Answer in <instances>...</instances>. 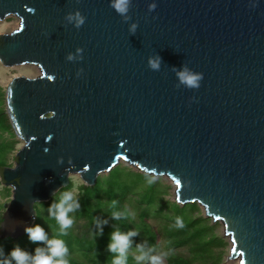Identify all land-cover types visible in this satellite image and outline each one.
<instances>
[{
    "label": "water",
    "instance_id": "water-1",
    "mask_svg": "<svg viewBox=\"0 0 264 264\" xmlns=\"http://www.w3.org/2000/svg\"><path fill=\"white\" fill-rule=\"evenodd\" d=\"M128 15L111 0H0V21L19 18L0 34V62L40 71L7 86L24 144L0 169L12 191L1 237L24 236L71 176L92 185L125 163L220 221L230 259L264 264V0H131ZM185 64L204 74L198 89L177 87Z\"/></svg>",
    "mask_w": 264,
    "mask_h": 264
},
{
    "label": "trees",
    "instance_id": "trees-1",
    "mask_svg": "<svg viewBox=\"0 0 264 264\" xmlns=\"http://www.w3.org/2000/svg\"><path fill=\"white\" fill-rule=\"evenodd\" d=\"M4 132H9L11 138L3 137ZM16 144L9 116L5 109H2L0 169L8 166V154L15 149ZM72 188L71 181L49 201L35 204L36 216L33 225L43 226L50 239L56 237L59 226L50 216L48 207L53 199L58 200L61 193ZM167 188L154 176L123 163L109 173L99 176L94 184L79 185L77 198L80 209L70 214L75 222L68 230V234L59 237L69 249V264H111L114 254L108 251L107 246L112 232L117 229L122 232L136 230L139 233L132 238L128 264H136L133 257L138 254L136 251L138 244H143L146 251L155 247V251L168 252L165 264H221L222 256L217 249L222 247L224 242L213 233L216 226L210 225L205 217L199 216L198 203L182 205L166 198ZM113 201H116L115 205ZM126 210L134 215H128L127 218L120 220L112 218L113 212L124 213ZM3 212L0 211V264H3L7 258L6 254L17 245L32 253L37 246L44 247L30 241L27 234L15 239L2 238ZM177 218L182 220L183 227L175 226ZM97 219L107 220L103 225V235H98ZM153 221L156 223L155 227ZM143 264H147V261Z\"/></svg>",
    "mask_w": 264,
    "mask_h": 264
},
{
    "label": "clouds",
    "instance_id": "clouds-1",
    "mask_svg": "<svg viewBox=\"0 0 264 264\" xmlns=\"http://www.w3.org/2000/svg\"><path fill=\"white\" fill-rule=\"evenodd\" d=\"M111 7L123 17L125 22L130 19L128 13L131 7V0H111ZM156 7L157 5L155 3L150 4L149 11L154 10ZM67 19L70 23H74L76 28H80L85 23L86 17L81 15L79 11H76L74 14L69 13ZM136 27L137 24L133 23L130 27V32L135 33ZM77 51L81 52L82 49L78 48ZM67 59L73 60L74 57L69 53ZM161 62L162 57L158 54L154 57H149L148 60L150 68L157 71L160 69ZM173 70L179 81L177 87L181 85L190 89H198L200 87L204 75L202 72H196L190 69L187 64L179 70L175 68ZM80 71H83V69H80ZM77 75L79 76V72ZM56 194H53L54 197ZM77 197L78 194L73 190L64 191L61 193L59 199H53V202L48 207L50 216L55 219L59 226V231L55 238L50 239L45 228L40 224L27 226L25 232L29 240L38 245L42 244L44 247L37 246L34 253H32L17 245L10 253L6 254L7 258L3 264H69V249L64 240L59 237L66 236L68 230L72 228L75 222L70 214L80 209V202ZM115 203L116 201H113L114 205ZM128 215H134V213H128L127 210L124 213L115 211L112 213V218L114 220H120L127 218ZM106 223L107 220L101 221L97 219L98 235H103V225ZM175 226L183 227V222L180 218L176 219ZM138 234L136 230L122 232L117 229L112 232L110 242L107 246L108 251L114 254L111 264H128L129 250L132 248L133 243L132 238ZM136 251L138 254H135L133 257L136 264H143L144 261H147V264H165L166 257L168 256V252L155 251V247L146 251L143 244L136 245Z\"/></svg>",
    "mask_w": 264,
    "mask_h": 264
},
{
    "label": "rangeland",
    "instance_id": "rangeland-1",
    "mask_svg": "<svg viewBox=\"0 0 264 264\" xmlns=\"http://www.w3.org/2000/svg\"><path fill=\"white\" fill-rule=\"evenodd\" d=\"M18 24H19V18L15 16H11L0 21V34L11 32L15 28H17ZM39 73H40L39 69L32 65H17L13 67H7L0 62V111L2 109H5V111H7L6 92H7V86L11 79H13L16 76L33 77L38 75ZM2 136L5 138H9L10 134L9 132H4L2 133ZM15 139L17 140V144L15 145V149L8 154V166H14L16 160V156H15L16 152L24 144V141L18 138L16 134H15ZM134 169L137 170L136 168ZM154 178L156 180L159 179L160 182H162L165 186L168 187L166 198L175 201L174 185L171 179L167 176H160V177L154 176ZM71 181L73 182V188L71 190H73L75 193H78L79 191L78 187L83 183L82 179L78 175H73L71 176ZM5 188H9V190H6ZM11 196H12L11 188L4 186L0 178V211L2 210L5 211L11 200ZM199 207H200V211L198 212L199 216L208 219V223L210 225L216 226L213 230V233L221 237L224 242V245L217 249L220 251L222 256L221 264H240L237 258L230 259L232 254L231 253L232 244L229 237L226 235L224 231V227L222 223L220 221L218 222L214 221L211 217L205 214L204 208L201 205H199ZM152 224L154 227L156 226V223H154V221Z\"/></svg>",
    "mask_w": 264,
    "mask_h": 264
},
{
    "label": "bare ground",
    "instance_id": "bare-ground-1",
    "mask_svg": "<svg viewBox=\"0 0 264 264\" xmlns=\"http://www.w3.org/2000/svg\"><path fill=\"white\" fill-rule=\"evenodd\" d=\"M19 25V24H18ZM18 27V26H17ZM218 222V221H217Z\"/></svg>",
    "mask_w": 264,
    "mask_h": 264
}]
</instances>
